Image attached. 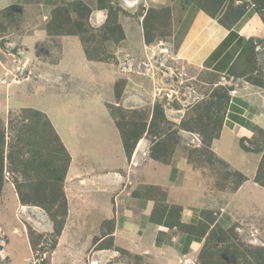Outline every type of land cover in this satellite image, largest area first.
I'll return each instance as SVG.
<instances>
[{
  "label": "rangeland",
  "instance_id": "1",
  "mask_svg": "<svg viewBox=\"0 0 264 264\" xmlns=\"http://www.w3.org/2000/svg\"><path fill=\"white\" fill-rule=\"evenodd\" d=\"M154 1L137 0L136 5L130 7L123 0H19L13 6L8 4L5 9L9 10L4 13L1 12L4 9H0V155L4 156L3 164L0 162V177L3 181L0 196V264L99 262L95 261V252L103 246L92 243L97 230L90 221L85 220L86 215L80 209L72 211L71 215L68 213L65 181L61 187L48 180L53 175L51 166H54L53 160L58 155V146L54 147V139L45 143L42 137L44 131L51 134L43 117L52 120L59 128L58 131L54 128L56 134L63 131L68 144L81 153L89 151L92 132H101L99 127L105 126L111 130L116 128L124 141L121 131H131L135 123H146L145 130H149L150 134H145L143 138L146 137L149 141L157 140L151 132L159 128L162 132L160 143L169 146V151L177 148L178 142L182 141L192 150V136H180L178 129L206 131L205 128L214 125L215 119L208 121L206 115L213 114L208 108L215 93L239 89V95L241 92L244 95L254 94L261 105L264 97V35L259 36L258 41L248 42L246 57L252 60L259 56L263 84L256 82V86L253 81L247 83L243 79L238 84H232L230 75H216L206 68L178 59L175 54L177 42L180 35L183 37L186 34L184 32H187L188 25L185 22L176 23L177 18L172 13L168 14L161 6L156 7ZM78 2L91 10L89 17H79L85 12L73 7ZM228 2L232 6L231 10H235L234 6H240L239 10L244 13L250 8L255 9L264 25V0L258 3L252 0ZM47 6L53 11L52 20L42 15ZM63 7L70 8L74 21L82 22L85 31L83 37L90 49L99 50L98 53L107 58L106 61L92 60L90 54H86L81 35L58 29L62 15L60 18L57 16V9ZM150 9L155 10L154 18L151 19L153 25L149 27L152 41L147 43L146 14ZM110 16L124 32L121 37L124 39L118 44L103 37L102 29ZM38 32L43 34L40 39ZM256 43H260L258 47L255 46ZM92 54L96 55L93 51ZM98 58L97 56L96 59ZM251 77L252 74L248 78ZM156 109L163 110L166 119L163 115H156ZM259 116L255 120L256 132L239 138L240 145L250 150L247 152L250 153V167L254 171L246 178L251 182H255L258 174L253 160L260 161L264 157V110L260 111ZM87 122L93 126L89 125L84 129L85 133L71 127L75 126L80 130L81 124ZM63 126L68 128H62ZM32 138L44 147L42 158L34 153L28 158L26 143ZM204 143L203 141L202 145ZM202 149L205 150V147ZM15 152L24 158L17 156L11 160L10 156H14ZM204 156L202 165L207 171L204 173L217 181L218 189H223L230 168L216 156L218 160L211 154ZM234 157L237 163L243 162L241 156L234 154ZM26 159L35 163L36 167L38 162L45 165L31 170V164ZM88 166L84 165L85 171ZM56 167L59 168V165ZM259 168L260 166L257 171ZM84 177L82 175L81 179ZM235 178L232 180L234 184L237 182ZM253 184L254 193L260 191V199L255 195L248 197L252 198L253 204L244 216L247 221L251 220V227L256 228V231L261 229L262 232L255 234L256 239L246 232L244 239L249 244L247 248L251 247L256 252L260 248L264 249L260 246L264 243V187ZM230 188L232 190L233 187ZM54 190L57 192L52 196ZM21 191L30 197V204L23 205L20 202L18 193ZM54 217L58 223L53 220ZM214 234L215 240L222 235L219 228L214 229ZM213 241L211 246H215ZM217 242L215 241L216 244ZM224 246L215 252L212 251L215 248L206 251L215 256L224 255L223 258H228L231 262L226 259L228 264H250L244 261V249L238 247L239 251L237 247H230L227 250ZM112 247L114 246L111 245ZM232 249H236L237 254ZM120 254L103 264L129 261L127 257L130 254ZM247 257L250 261L248 251ZM216 258L212 257L216 262H223ZM258 262L251 264H259ZM197 264H201L200 257Z\"/></svg>",
  "mask_w": 264,
  "mask_h": 264
},
{
  "label": "crops",
  "instance_id": "2",
  "mask_svg": "<svg viewBox=\"0 0 264 264\" xmlns=\"http://www.w3.org/2000/svg\"><path fill=\"white\" fill-rule=\"evenodd\" d=\"M228 1L155 0L154 5L169 8L172 16L177 18L176 23L188 25L186 34L180 35L177 42L175 54L179 60L189 61L216 75H230L232 84L243 79L258 86L256 82L263 84L259 56L247 59V44L264 35V25L255 9L250 8L244 13L239 10L240 6H234L236 11L231 10ZM18 3L19 0H1L0 9ZM52 14L50 6L42 12L49 20H52ZM37 36L42 38L43 34L38 32ZM237 90L230 91L219 136L205 150L198 145L191 150L182 141L169 151V146L162 145L160 140L149 141L145 137L128 158L116 128L111 130L101 126V132L89 130L93 136L90 149L81 153L68 144L63 131L58 132L71 157L64 180L68 213L71 215L72 211L80 209L86 215L85 220L97 230L92 243L103 246L95 252L98 264L110 262L120 256V252L130 254L129 261L115 264H197L206 248L208 251L215 248L212 250L215 252L223 245L228 250L230 247L244 249L245 262L248 251L251 264L253 249L247 248L249 244L245 243L244 235L249 232L256 239L255 234L259 235L262 230L251 227V220L247 221L244 215L253 204L252 198L248 197L255 195L260 199V191L254 193L252 185L255 182L250 180L239 185L236 172L248 177L254 171L250 167V153L240 145L239 138L256 132L255 120L264 110V97L260 105L254 94L247 96L241 92L239 95ZM51 123L58 131V126L52 120ZM89 125L93 126L87 122L81 124L80 130L71 127L85 133L84 129ZM194 133L197 136L203 134L202 130L178 129L180 136H192L193 139ZM206 154L224 161L230 168L223 189H218L217 181L204 173L207 171L202 159ZM234 154L241 156L243 162L237 163ZM261 160H253L256 173ZM84 165H89L86 171ZM82 175L85 177L81 179ZM233 177H236V184ZM218 228L222 235L215 240L214 229ZM212 240L215 246L210 245ZM260 246L264 248V243ZM236 249H232L234 254H237ZM208 251L205 256L210 255Z\"/></svg>",
  "mask_w": 264,
  "mask_h": 264
},
{
  "label": "trees",
  "instance_id": "3",
  "mask_svg": "<svg viewBox=\"0 0 264 264\" xmlns=\"http://www.w3.org/2000/svg\"><path fill=\"white\" fill-rule=\"evenodd\" d=\"M73 7L74 8L77 7L80 12L81 11L85 12V14H83V15H81L79 17H82V16L83 17H89L91 15V13H92L91 10L88 8V6L84 5L82 2L75 3L73 5ZM8 10L9 9H5L4 11H1V12L4 13L5 11H8ZM57 12L54 11L55 14L57 13V16L59 18H60V15H62V19H61L62 22L60 23V25H58V29L60 31L68 32V33L76 32L78 35H81L82 36V43H83L84 50H85L86 54H90V58H92V60H97V61H106L107 60V58L102 57L100 55V53H98L99 50L90 49L89 44L87 43V40L85 39V37H83L84 36L83 33L85 32L84 28H83V24L80 21H74L73 20L70 8L63 7L61 9H57ZM152 13H153V11H149L148 16L146 18V20H147V23H146V41H147V43H151V41H152V39L150 37V34H149V27L153 25V22L151 21V19H153ZM113 19L114 18L111 17V16L108 18L105 26L102 29L103 30V37L107 41L114 40L115 43L118 44L121 40L124 39V38H121L122 35H124V32H123L121 26L117 22H114ZM119 37H120V39H118ZM92 51L96 53L95 56L92 54ZM97 56L99 57L98 59H96ZM228 100H229V95H228V93L226 91L221 93V94H219V93H215L214 94L213 101L211 102V104H210V106L208 108L210 111L213 112V114H211L209 116L206 115V118H207L208 121L212 120L213 118L215 119L214 125L210 124L212 126H210L209 128H205L206 131L202 130V132L205 133V134H201L202 136L205 137V140H206L205 144H206L207 147H209L211 142L214 140V138L216 139L219 136V134H220V131H221L220 128H221V126L223 124V121H224V108H225ZM155 112H156V115H158V116H162L163 115V118H165V114H164L163 110H157L156 109ZM43 118H45V123H46L45 126H47L46 127L47 130L51 134V135H49L48 132L44 131V134L42 135V137L45 140V143H48V142L50 143V142H52V139H54L55 140L54 147L58 146V150H57L58 155H57V157H55V160H53V162H54L53 165L54 166H51V168H53V175L49 176L50 179H48V180L52 181L54 184H60L61 187H62L63 182H64V180L66 178V174H67L68 167H69V164H70V161H71V157H70V154L68 153L67 149L63 145V143L61 141V138L58 137V134H56L51 121L47 117H43ZM200 121H201V118H200ZM124 126L125 125H123V127ZM133 126H134L133 127L134 129L131 130V128H130L131 131H129V132H124L125 131L124 129H123V131H121V134L124 135L123 144H124V149L126 151V154H127L128 158L132 157V154L134 152V149H135L136 144L138 143V141L145 134H148V135L150 134L149 130H147V129L145 130L146 123H135V125H133ZM199 130L201 131V129H199ZM208 132L211 135L208 134ZM161 133L162 132L159 130V128H157V129H155V131L151 132V134L157 140H161V139H159V138H161V135H162ZM122 138H123V136H122ZM26 145H27V148H26L25 152L29 153L27 155L28 158H30L32 156V153H34L35 155H37L40 158L43 157L41 152H43V148L44 147H42L40 142H38L34 138H32L29 141L28 144L26 143ZM52 149L50 150V152L52 151ZM243 149L246 150V151H250L246 147H243ZM17 156H18V152H15L14 156H13V154L10 156L11 160H12V158H16ZM19 156L24 158L20 154H19ZM3 160H4V156L0 155L1 164H3ZM26 160H27L28 164H31V165H29V167H31V170H37L38 168H41V167H43V165H45V163L38 162L37 163V167H36V166H34L35 163L33 164L28 159H26ZM46 165H48V164L46 163ZM56 165H59V168H57ZM0 171L2 172V165L0 167ZM257 173L258 174H257V176L255 178V181L258 184H260L262 187H264V157L261 160L260 168H259ZM236 176H237V181H238L239 185L241 183H243V182L248 180L241 173L237 172ZM2 182H3L2 181V177H0V196H1V193L3 191ZM21 192L18 193L20 202L23 205L30 204L28 202L30 200V197H28L25 193H23V192L21 193ZM56 192H57L56 190L52 191L51 195L55 196ZM59 194L61 195L60 191H59ZM64 205H65V203H64ZM53 220H55L58 223V221L55 219V217H54ZM55 234L57 235V230H56ZM207 249L208 248H206V250ZM226 249L228 250V247H226ZM206 250L204 252V255L200 258L201 259V264H203V262H205V263L207 262V264H228L225 261L226 259L229 261V259L226 258V257H228V255L225 257L226 259L223 258L224 255H223V257L222 256H217V255L215 256V255H213L211 253H210V255L208 254V255L205 256V254H207ZM212 257H217L216 259L220 258V259H222L223 262L222 263L216 262V261H214L212 259ZM258 260H259V262H258ZM247 261L250 263L248 258H246V262ZM252 262H258L259 264H264V249H259L256 252L255 251L252 252Z\"/></svg>",
  "mask_w": 264,
  "mask_h": 264
},
{
  "label": "clouds",
  "instance_id": "4",
  "mask_svg": "<svg viewBox=\"0 0 264 264\" xmlns=\"http://www.w3.org/2000/svg\"><path fill=\"white\" fill-rule=\"evenodd\" d=\"M122 1V0H121ZM124 2H125V4L127 5V6H129L130 5V7H131V5L132 6H135L136 5V2L135 1H137V0H123ZM13 6V5H12ZM143 8L144 9H146L144 6H143ZM168 14H171V12H170V9L169 8H163ZM154 10L155 9H150L149 11H153V13H154ZM153 13H152V16H153ZM146 15H148V14H146ZM146 18V17H145ZM154 18V17H153ZM107 22V21H106ZM164 52H166V51H164ZM223 90H226L225 89V87H223ZM225 92V91H224ZM227 92V91H226ZM228 93V95L230 96V91H228L227 92ZM195 134V133H194ZM200 136V137H199ZM199 136H194L193 137V139L191 140V142L194 144V146L195 145H198V147H202V148H204L205 147V149H208V148H210V146L209 147H207L206 146V144L204 143V145H202V143H203V141L204 142H206V140H205V137L204 136H201V135H199ZM204 137V138H203ZM143 139V137L140 139V140H142ZM140 140L138 141V142H140ZM157 141V140H156ZM155 141V142H156ZM196 143V144H195ZM258 172V171H257ZM246 182V181H245ZM255 183H257L256 181H255ZM258 184V183H257ZM260 185V184H259Z\"/></svg>",
  "mask_w": 264,
  "mask_h": 264
}]
</instances>
